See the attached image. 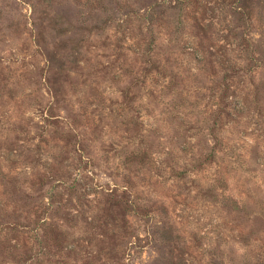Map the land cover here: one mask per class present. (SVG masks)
Segmentation results:
<instances>
[{"label":"rangeland","instance_id":"1","mask_svg":"<svg viewBox=\"0 0 264 264\" xmlns=\"http://www.w3.org/2000/svg\"><path fill=\"white\" fill-rule=\"evenodd\" d=\"M0 264H264V0H0Z\"/></svg>","mask_w":264,"mask_h":264}]
</instances>
